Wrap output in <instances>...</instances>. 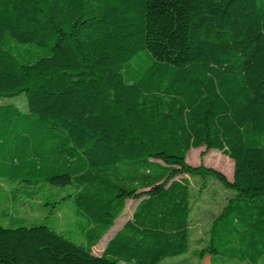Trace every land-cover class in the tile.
Listing matches in <instances>:
<instances>
[{"label": "trees", "instance_id": "obj_1", "mask_svg": "<svg viewBox=\"0 0 264 264\" xmlns=\"http://www.w3.org/2000/svg\"><path fill=\"white\" fill-rule=\"evenodd\" d=\"M20 94L26 110L1 101ZM202 146L234 171L229 182L209 170L232 191L199 264L264 263V0H0V185L69 187L85 221L81 243L0 223V263L188 254L185 175L207 171L187 156Z\"/></svg>", "mask_w": 264, "mask_h": 264}, {"label": "rangeland", "instance_id": "obj_2", "mask_svg": "<svg viewBox=\"0 0 264 264\" xmlns=\"http://www.w3.org/2000/svg\"><path fill=\"white\" fill-rule=\"evenodd\" d=\"M1 101L16 103L20 108L26 110L23 94L13 98H4ZM187 162L194 167H203L207 171L206 174L201 175H185L190 181L193 194L190 252L186 255L170 257L161 264H199V258L195 253L202 246L201 242L208 240L211 225L223 209L228 195L232 191L215 174L209 173L213 170V172L223 175L227 181H233L234 163L221 151L207 150L205 146L194 148L189 151ZM37 189L36 194H39L35 195L26 194L24 188L18 186L17 182L7 181L0 185V223L12 228L46 223L52 229L67 235V237L71 236L77 243H81V232L85 221L77 218L74 212L71 213L72 201L69 197H65L71 192V188L62 189L51 186L48 182H41ZM137 203L138 201L135 199L127 201L122 215L115 220L111 230L93 248L95 254H100L103 251L107 241L132 216ZM205 261L206 259L202 261V264ZM119 264L128 263L120 262Z\"/></svg>", "mask_w": 264, "mask_h": 264}, {"label": "crops", "instance_id": "obj_3", "mask_svg": "<svg viewBox=\"0 0 264 264\" xmlns=\"http://www.w3.org/2000/svg\"><path fill=\"white\" fill-rule=\"evenodd\" d=\"M232 161V160H231ZM233 162V161H232Z\"/></svg>", "mask_w": 264, "mask_h": 264}]
</instances>
